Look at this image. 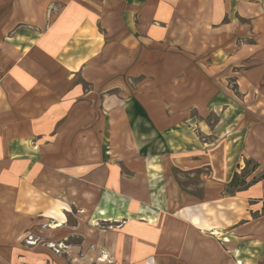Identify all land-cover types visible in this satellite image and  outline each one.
Wrapping results in <instances>:
<instances>
[{"label":"crops","instance_id":"1","mask_svg":"<svg viewBox=\"0 0 264 264\" xmlns=\"http://www.w3.org/2000/svg\"><path fill=\"white\" fill-rule=\"evenodd\" d=\"M256 117L264 0H0V248L74 204L87 261L264 264V178L225 194L251 182L246 157L264 167ZM178 170L201 172L199 193ZM30 194L65 209L30 213Z\"/></svg>","mask_w":264,"mask_h":264},{"label":"rangeland","instance_id":"2","mask_svg":"<svg viewBox=\"0 0 264 264\" xmlns=\"http://www.w3.org/2000/svg\"><path fill=\"white\" fill-rule=\"evenodd\" d=\"M252 41L253 40H251V42ZM78 83L81 82L79 81ZM88 89L89 87L87 85V88L85 90ZM130 91L132 92V83H129L128 88H126V95H129ZM116 93L117 92L115 90H110L107 94L115 95ZM252 110L254 112H258L259 114L260 109L256 110L255 108H252ZM258 124L261 125L258 126ZM256 126L261 129H264V117H256V119L253 120L252 129ZM257 137V135H253L251 137L255 141V143H249L251 146H257L255 140L257 139ZM245 163V171L242 173V177L248 174L251 177V182L247 183V186L249 184L254 185V182H259L264 178V167L261 166L263 162L260 163V161L257 159L246 157ZM200 173H186L181 172L179 170L176 171V175L179 178L181 186L186 189L189 188L196 194L199 193L201 190L202 182L199 178ZM239 178V175L236 176V180L234 179L227 186L225 190L226 195L233 194L235 193V191L238 192L239 189L245 187L243 186L245 181H240ZM30 201V213H35L36 211L39 212V210L43 209V205L44 210L48 211V214L50 215L53 210L56 211L57 205H60L62 209H65L64 204H62L61 202H54L55 200L48 199L44 197V195H42V197H38V194H30L28 203ZM66 201L68 202L69 200ZM68 205L71 206L73 211H61V215H65L66 221L63 225L60 226V228H55L56 223L50 217L41 216L38 215V213L34 215H24L26 218H28L27 226L29 228L27 227L28 230L23 236H21L20 241L18 240L16 243H14L16 245L12 247L0 248V264H130V262L127 261V258L132 256V250H130L129 248L126 249L125 252H120L119 256L113 255L106 250H102L103 252H98V254L95 253V258L91 257L89 259L87 257L89 259L87 261L86 253L90 252L91 250H94V246H90V243L92 242L91 235L88 231L86 232V226L88 222L91 221V219L89 218L90 210L88 209L87 212H84L81 210L80 207H78V205ZM212 218L216 222L214 223L215 226L218 227L220 230L223 229L221 227V222L219 221L218 216L215 213L214 217ZM93 221L95 222V220ZM105 225L104 223H100L98 227L105 228ZM226 231L229 230H221L222 233ZM222 233L220 235H213V233L207 234L216 238L217 240L221 239L220 242H226L228 239H225V237L230 238L229 240L233 239L241 241V238L238 235L234 236ZM148 259L149 258H145V262L140 264H150L148 262Z\"/></svg>","mask_w":264,"mask_h":264},{"label":"trees","instance_id":"3","mask_svg":"<svg viewBox=\"0 0 264 264\" xmlns=\"http://www.w3.org/2000/svg\"><path fill=\"white\" fill-rule=\"evenodd\" d=\"M257 182V181H256ZM255 183V182H254ZM249 186V185H248ZM247 185L245 187H248Z\"/></svg>","mask_w":264,"mask_h":264},{"label":"bare ground","instance_id":"4","mask_svg":"<svg viewBox=\"0 0 264 264\" xmlns=\"http://www.w3.org/2000/svg\"><path fill=\"white\" fill-rule=\"evenodd\" d=\"M218 234V233H217Z\"/></svg>","mask_w":264,"mask_h":264}]
</instances>
